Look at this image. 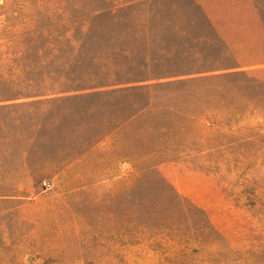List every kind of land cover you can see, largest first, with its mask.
<instances>
[{"label":"rangeland","instance_id":"obj_1","mask_svg":"<svg viewBox=\"0 0 264 264\" xmlns=\"http://www.w3.org/2000/svg\"><path fill=\"white\" fill-rule=\"evenodd\" d=\"M0 100V264H264V0H0Z\"/></svg>","mask_w":264,"mask_h":264},{"label":"trees","instance_id":"obj_2","mask_svg":"<svg viewBox=\"0 0 264 264\" xmlns=\"http://www.w3.org/2000/svg\"><path fill=\"white\" fill-rule=\"evenodd\" d=\"M239 67H241V65L239 66ZM139 81H142V80H134V82H139ZM71 90H74L73 88L72 89H70V91ZM61 92H64V91H52V92H47V93H45V94H43V95H46V94H59V93H61ZM21 97H5L4 99H2V100H7V101H11V100H17V99H20ZM2 100H0V101H2ZM2 106H4V105H2ZM0 109H1V106H0Z\"/></svg>","mask_w":264,"mask_h":264},{"label":"built area","instance_id":"obj_3","mask_svg":"<svg viewBox=\"0 0 264 264\" xmlns=\"http://www.w3.org/2000/svg\"><path fill=\"white\" fill-rule=\"evenodd\" d=\"M45 186H46V187L50 186V183H45Z\"/></svg>","mask_w":264,"mask_h":264}]
</instances>
